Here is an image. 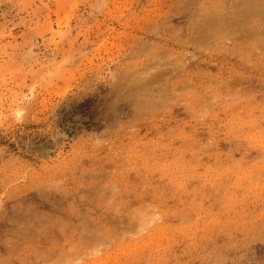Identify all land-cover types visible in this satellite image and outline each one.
Listing matches in <instances>:
<instances>
[{
    "label": "rangeland",
    "instance_id": "obj_1",
    "mask_svg": "<svg viewBox=\"0 0 264 264\" xmlns=\"http://www.w3.org/2000/svg\"><path fill=\"white\" fill-rule=\"evenodd\" d=\"M0 264H264V0H0Z\"/></svg>",
    "mask_w": 264,
    "mask_h": 264
}]
</instances>
